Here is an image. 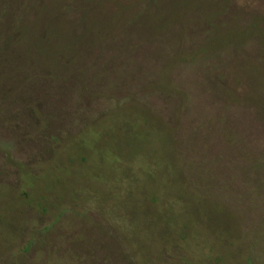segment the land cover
Segmentation results:
<instances>
[{"label":"rangeland","instance_id":"374dc122","mask_svg":"<svg viewBox=\"0 0 264 264\" xmlns=\"http://www.w3.org/2000/svg\"><path fill=\"white\" fill-rule=\"evenodd\" d=\"M182 1L1 100L0 264H264V0Z\"/></svg>","mask_w":264,"mask_h":264},{"label":"trees","instance_id":"16d2710c","mask_svg":"<svg viewBox=\"0 0 264 264\" xmlns=\"http://www.w3.org/2000/svg\"><path fill=\"white\" fill-rule=\"evenodd\" d=\"M76 1L4 0V3L0 4V6L6 5V3L10 4L7 7L8 9L3 8V10H0V102L1 100L4 101L3 98L10 100L14 99V96L19 97L21 95L20 92L24 90L23 87L27 88L30 85H36L34 80L36 77L40 78L37 73L40 69H46L48 77L54 76L55 73L57 74L63 68L64 70L71 69L75 65L76 56H82V54L84 56L86 54L87 58L90 57L88 53H92V57L97 56L104 47L110 45L109 43H114L118 40L117 38L120 37L122 39L123 36L128 35L130 28L136 24H140L141 27L149 24L155 33L158 32L159 36H165L171 31V34L176 32L170 30V20L167 23L164 19L165 17H163L165 13L169 17L171 16V18H175V20L177 17H199L203 15L206 18H202L200 22H203L209 27L213 25L212 22L215 16L219 15L216 12V14H213L214 11L208 9H204V12L187 11L186 8H192L189 5H186V8L182 9L181 6L184 4L182 0L174 1L176 9L171 11L170 7L168 9L169 11H163V8L157 7L158 12L161 9L160 14L143 12L142 5L151 0H124L119 3L114 2V0H83L80 9H77L78 11L76 10L77 7H75ZM154 1L156 6L158 0ZM119 4H122V9L127 12L126 17L122 16L123 19L117 17V13L107 12L108 7L114 10L116 7H120ZM75 14L79 19L72 21L71 17ZM92 14L102 16L101 21L94 20L93 16H91ZM109 15L110 19H118L121 23L112 24V21L108 18ZM181 23H183V20ZM112 27H122L123 30L119 33L114 32L111 30ZM168 28L170 31L164 34ZM233 28H231L234 32L233 38L226 36L220 37L219 32L217 36L210 37V43L222 41L223 38L237 40L240 35L242 38L243 32L240 30V33L237 35L236 30L238 28L234 30ZM126 29L129 31H126ZM131 31H134V29H131ZM195 42H198L199 47L201 46L200 49H204L207 45V43L202 44V41L199 40ZM109 65L106 64V66ZM89 71L92 70L90 69L87 72ZM71 75H74L73 71L70 72L67 79H72ZM85 75L82 73V76ZM85 77L86 82H84V86L86 88L84 89L87 94H90L88 81H92L93 77L91 75ZM74 79L76 78L74 77ZM167 83H169L167 87H171V80H167ZM171 93L181 95L180 91L173 89ZM40 103L42 102L40 101ZM32 119L34 120V124L36 122L38 124L39 120L37 121L34 117ZM79 239L72 240L68 247L73 250L72 248L75 247ZM61 252L62 250L59 253ZM93 253L94 251L89 250L87 252L81 251V254L75 255L76 260L73 264H92V261H97L93 258ZM68 264H72V262L70 261Z\"/></svg>","mask_w":264,"mask_h":264}]
</instances>
